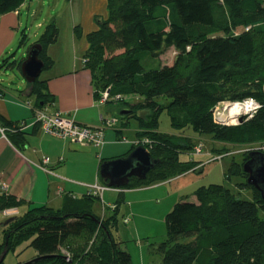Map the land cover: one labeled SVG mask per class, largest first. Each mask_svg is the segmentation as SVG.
I'll use <instances>...</instances> for the list:
<instances>
[{"label":"trees","instance_id":"1","mask_svg":"<svg viewBox=\"0 0 264 264\" xmlns=\"http://www.w3.org/2000/svg\"><path fill=\"white\" fill-rule=\"evenodd\" d=\"M23 1L0 0V13ZM106 11L105 18H96L95 30L84 34L81 27L74 28L86 41L83 68L90 73L96 100L109 89L103 104L114 101L117 110H131L118 115L120 120L114 117V132L126 127L122 119H135L138 128L131 147L142 144L159 159L143 180L131 178L126 189L201 172L202 161L179 157L193 152L198 142L186 129L226 145L212 147L216 155L228 153L227 145L264 142V0H106ZM21 35L20 45L24 31ZM57 36L58 26L50 22L36 39L44 69L53 64L46 48ZM181 42L188 51H179L171 65L161 63L159 56ZM24 58L8 54L0 69L19 71ZM46 83L36 78L21 91L23 98L35 96L36 107L51 104ZM247 97L259 103L251 117L231 127L214 122L212 109L219 102ZM162 111L176 132L158 130ZM10 128V138L25 145L19 126L13 123ZM241 164L231 159L224 173L228 180L242 178L235 190L221 183L202 184L193 199L181 197L167 211L166 238L156 247L160 264H264V200L246 182ZM243 187L251 199L241 197ZM96 198L90 190L78 198L65 195L56 208L41 204L7 215L0 224V257L5 252V259L9 251L19 256L30 246L32 256L11 264H120L113 235L119 197L106 217L93 212ZM16 205L13 197L0 195V211ZM24 241L27 245L20 246Z\"/></svg>","mask_w":264,"mask_h":264},{"label":"crops","instance_id":"2","mask_svg":"<svg viewBox=\"0 0 264 264\" xmlns=\"http://www.w3.org/2000/svg\"><path fill=\"white\" fill-rule=\"evenodd\" d=\"M31 7V0H24L23 3L18 4L15 8L0 13V64L4 56L8 54H11L13 58L18 57L19 51L15 53L12 45L18 37H22V30L25 28V16L26 21L30 23L29 32L33 33L34 36L40 32L39 30L43 27L44 23L49 19L53 22L55 19L57 22L55 24L58 26L57 39L61 37L62 33H65L66 40H69L68 44L64 42L59 43L60 47H69L62 48L61 52L71 53V59L67 60L68 63H66L60 71L56 72L52 70L53 64L51 68L47 70L45 76V78H47L46 84L53 100L51 104H46L41 107H36L34 105L35 100H33L32 97L27 100L24 99L21 92L22 90L3 85L2 83H4V81L0 78V126H10L13 123L23 121L21 135L25 141V145L18 146L9 136L11 131H6V134L8 133L6 137L0 134V195L3 194L13 197L17 204L10 209V214L8 215L17 214L19 209L23 212L29 207L41 204H48L56 208L60 206L65 195L78 198L75 195L76 190H78L77 193H81L80 195L82 196L85 192L90 191L91 188V184H82L79 182L80 180L65 175L66 170L63 168V165L65 158L75 155L74 153H77L76 155L78 156L89 154L93 159L96 158L93 154L96 147L80 143H77L75 147L69 140L46 134L40 125L35 124L32 110L36 108L43 109L45 107H47L48 110H53V108H55L61 112H67L76 122L82 125L98 128L102 127L104 122L102 119H105L97 105V103L100 102L95 99L89 71L83 68V65L80 69L78 66L79 59L82 56V50L86 48V41L83 36H76L74 24L80 22L79 24L84 34L95 30L98 27L96 18L100 17L103 19L106 17V0L104 5L102 1H99L97 4L96 0H80V6H77L76 9H73L69 3L70 10L68 14H55V18L52 14H47V16L43 18L41 24L35 23L40 28L36 31H33V24L34 21L40 17L43 7L41 6V9L38 6L34 8ZM68 16H71L70 20ZM56 41L54 43H56ZM46 51L47 55L52 58L51 54L48 53L49 45ZM72 68H75V71H72ZM7 72H3L0 69V73L4 74ZM9 83L11 84V82ZM123 130L124 128L120 129L117 134L108 131L104 132V141L101 146L97 147L101 150V158L107 159L108 157L106 158V156L116 157V155H111L113 153V147L117 145L113 142V138L118 141L122 140ZM134 140L135 138L133 141ZM124 143L125 144L120 148L121 153L118 155L125 154L131 149V146H129L127 142ZM122 150H124V152ZM88 173L89 170L86 176ZM95 177L99 179L98 171ZM183 177L177 179L183 180ZM65 183H67L70 189L64 190ZM162 183H168L170 185L172 182L165 181L154 185ZM150 186L151 185L125 189L121 192L113 190L112 192L119 193L121 198H129L127 202L143 201L148 204L149 195H146L144 191ZM170 186L172 189L178 191L176 194L177 200L185 194H191L192 198H194L193 191L195 189L189 193L186 191L184 192L181 186L178 187L179 189L175 188L174 185ZM53 192H55L58 198L54 197L49 199L50 194ZM113 195L114 194H112V196ZM106 204L109 205L110 202L107 201ZM110 210L111 208L109 212ZM98 213H100V211ZM5 217L6 216L1 214L0 224L3 223ZM32 255L33 252H31L30 256Z\"/></svg>","mask_w":264,"mask_h":264},{"label":"rangeland","instance_id":"3","mask_svg":"<svg viewBox=\"0 0 264 264\" xmlns=\"http://www.w3.org/2000/svg\"><path fill=\"white\" fill-rule=\"evenodd\" d=\"M97 4L99 1H102L104 5L105 0H96ZM69 3L71 4L73 9H76L77 6H80V0H31V8L35 6L43 7L42 13L39 18L34 21L33 24V31L39 30L40 28L35 23H42L43 18L47 16V14H52L55 18L56 15H63L69 13ZM51 9V10H50ZM50 10V11H49ZM58 13V14H57ZM39 16V15H38ZM31 18V17H29ZM53 18V17H52ZM71 16H68L70 20ZM102 18H98L100 20ZM51 22L49 19L46 23L43 24V27L39 30L40 32L34 36L33 33L29 32L30 23L26 21V16L24 17V26L22 33L24 31L25 38L24 43L22 45L18 44V39L13 43L15 53L17 51V56H26L27 50L36 43V39L38 38L39 34L43 31L44 27ZM54 23H57L54 19ZM80 22H76L74 25L81 27L79 24ZM63 24V22H62ZM57 25V24H56ZM64 42L68 44L69 40H66L65 33H62L61 37L57 39L56 43H52L49 45L48 53L51 54L53 58V66L52 70L60 71L67 62V60L71 59V53L61 52L62 48H69L67 46L60 47L59 43ZM183 42L179 43L177 46H172L164 51L159 56V60L161 63L165 65H171L174 61V58L178 56L179 51L183 50L188 51V49L184 48ZM47 52V51H46ZM82 55V54H81ZM82 56L79 59V69L82 68ZM67 69V68H65ZM72 71H75V68H72ZM49 69H44L41 71L38 78L40 80H46V72ZM19 74V76H18ZM0 78L4 81L1 83L3 85L10 86L11 88H16L20 90H24L26 84L23 78L20 76L19 71L15 72H7V73H0ZM22 78V81H21ZM11 79V80H10ZM10 80V81H9ZM13 81V82H12ZM47 81V80H46ZM11 82V84L9 83ZM35 100V96L32 97ZM124 99L132 101L133 99L137 100L136 97L132 96H123ZM99 106L101 114L105 119L116 117L119 119V110H117L114 101H110L105 104L97 103ZM122 121L128 122L126 127L123 130V139L122 140H114L113 142L117 145L113 147V153L111 155H118L121 153L120 148L124 145V142H127L129 146H131V142L135 138V130L137 127V121L133 118L129 119H122ZM105 127V124L102 125ZM158 130L163 133H174L176 132L175 128L170 125V118L166 111H162L159 118ZM110 132L116 134L113 128L106 127L104 132ZM186 135H191L195 141L200 140L203 143V149L200 154H195L192 151L188 153H180L179 157L181 160L193 158L195 160L202 161L203 169L197 172L189 171L183 180L176 179L172 180L170 185H174L175 188L181 186L184 192H191L196 189L198 186L202 184H208L210 182L213 183H221L225 186L235 190L236 182L241 181V177L233 176L230 180L224 177V173L231 161V159H236L237 161H244V157H247L248 151L254 149L253 146L247 145H235L229 146V152H233L232 154H224V155H216L212 147H223L226 145H220V143L216 141H212L210 139V135L207 133H194L191 129H186L184 131ZM119 137V136H118ZM125 139V140H124ZM76 147L77 143H73ZM79 144V143H78ZM92 147V146H91ZM93 148V147H92ZM124 152V150H122ZM101 150L96 148L93 152L94 157L100 155ZM71 155L69 158H65L63 168H65V175L73 177L74 179L80 180L79 182L82 184H91L90 186L96 187V184L102 186V182L95 177L97 175V171L99 168V158L91 157L89 154L86 155ZM118 155L117 157H119ZM112 156H106V158ZM62 165V164H61ZM60 165V166H61ZM96 168V169H95ZM89 170L88 175L87 171ZM95 171V174H94ZM95 182V183H94ZM94 183V184H92ZM53 185V184H52ZM153 185V186H152ZM168 183H162L158 185L151 184V186L144 191L146 195H149V203L146 204L143 201H131L127 202L129 198H121L119 193L112 192L113 189L110 188V191L104 190L99 198H96L93 203V212L100 211V214H104L108 211L109 207H103L107 201L113 205L116 199L120 200L118 204V208L116 210L117 215V227L116 230L113 231L114 241H115V249L117 256L119 257L120 264H160V256L156 251V247L158 244L166 238V229L164 223V216L165 213L172 207V205L177 201V190L172 189ZM70 189L65 183L64 190ZM179 189V188H178ZM53 191V189L51 188ZM78 190L75 191V195L80 197L81 193H77ZM194 192V191H193ZM112 194H114L112 196ZM58 198L55 192L51 193L49 199L51 198ZM183 197L188 199H193L191 194H185ZM194 197V196H193ZM241 197L245 199H251L252 194L250 190L246 187H243L241 190ZM19 212H22L19 209ZM130 216L129 223H124L123 218L125 216ZM1 216V214H0ZM25 242V243H24ZM22 245H27L28 241H24ZM20 248V247H18ZM31 252H33V248L27 246L26 249L19 255L13 254L12 251H9L4 259L3 264H11L18 258L24 259V257L30 256ZM65 252V251H63Z\"/></svg>","mask_w":264,"mask_h":264},{"label":"water","instance_id":"4","mask_svg":"<svg viewBox=\"0 0 264 264\" xmlns=\"http://www.w3.org/2000/svg\"><path fill=\"white\" fill-rule=\"evenodd\" d=\"M41 49L42 47L39 43H34L27 50L26 56L20 64V74L26 85L34 83L44 68L43 60L39 57ZM129 112L128 110L120 111V114ZM215 121L224 126L222 119H220L221 122ZM158 163L159 159L152 157L145 146L138 145L124 156L103 160L99 165L98 172L108 186L124 187L129 184L131 178L144 179L147 173ZM242 170L247 174L246 182L264 200V152H248L247 159L242 164ZM4 254L5 252L0 257V263Z\"/></svg>","mask_w":264,"mask_h":264},{"label":"built area","instance_id":"5","mask_svg":"<svg viewBox=\"0 0 264 264\" xmlns=\"http://www.w3.org/2000/svg\"><path fill=\"white\" fill-rule=\"evenodd\" d=\"M108 91L105 90L101 93V101H104L108 97ZM259 107V104L252 98H246L237 102H221L214 108V116L218 119H222L224 123L233 125L239 122L241 117H250ZM227 108L233 109V113L225 112ZM33 117L35 122H39L43 131L67 138L72 142L80 143H92L95 145H101L103 143V131L100 128H92L77 123L73 117H70L67 112H61L55 108L43 109L36 108L33 110ZM115 124L114 119L106 121V126ZM6 128L0 126V134L4 136ZM264 148V145L262 147ZM196 153L200 152V147L196 146ZM4 189V187H3ZM102 189V187L96 186L95 190ZM8 210H4L2 214H7Z\"/></svg>","mask_w":264,"mask_h":264},{"label":"clouds","instance_id":"6","mask_svg":"<svg viewBox=\"0 0 264 264\" xmlns=\"http://www.w3.org/2000/svg\"><path fill=\"white\" fill-rule=\"evenodd\" d=\"M184 46V48H186V49H189V47L188 46H186V45H183ZM105 90H107L108 91V93H109V89H105ZM104 90V91H105ZM103 92V91H102ZM102 92H100L99 93V99L97 100L98 102H100V103H104L108 98H109V94H108V97H107V99L106 100H104V101H101L100 100V98H101V93ZM247 98H250V97H247ZM244 99H246V98H244ZM253 99V98H252ZM241 100H243V99H241ZM241 100H235V101H230V100H225V101H221V102H237V101H241ZM256 101V100H255ZM221 102H219V103H221ZM257 102V101H256ZM258 103V102H257ZM259 104V103H258ZM218 105V104H217ZM216 105V106H217ZM215 106V107H216ZM214 107V108H215ZM214 108L212 109V114H213V119H214V122L216 123V124H218L215 120H218V121H220V119H218L217 117L215 118V116H214ZM258 109V108H257ZM125 109H122V110H120V111H124ZM120 111H119V115H121V116H124V115H127V114H129L130 112H131V110H128V111H130L129 113H127V114H120ZM256 112V111H255ZM254 112V113H255ZM253 113V114H254ZM68 114V113H67ZM252 114V115H253ZM32 115H33V110H32ZM69 116H70V114H68ZM251 115V116H252ZM250 116V117H251ZM70 117H72V116H70ZM249 117H241L240 119H239V122L237 123V124H233V125H229V124H226V123H224V126H223V124H218V125H220L221 127H231V126H235V125H238V124H240L243 120H245V119H248ZM74 119V118H73ZM110 119H114L115 121L117 120L116 118H114V117H111V118H108V119H104V124H105V127H99L100 129H102V131H103V137H104V129L106 128V127H110L111 128V126H106V121L107 120H110ZM221 122V121H220ZM78 123V122H77ZM18 126H19V129L21 130V126H22V124H23V121H19V122H17L16 123ZM35 124H38V125H40V123L39 122H35ZM80 124V123H79ZM9 125H7V126H2V127H4V128H6V130L4 131V136L3 137H6V131H9V130H13L12 128H10V126L8 127ZM85 126H88V125H85ZM113 126V125H112ZM40 127H41V125H40ZM88 127H92V126H88ZM42 128V127H41ZM92 128H98V127H92ZM46 133V132H45ZM46 134H48V133H46ZM49 135H51V134H49ZM52 136H55V135H52ZM55 137H59V136H55ZM59 138H63V137H59ZM65 139V138H64ZM69 140V139H68ZM70 141V140H69ZM104 141V140H103ZM70 142H72V141H70ZM72 143H80V142H72ZM132 143H134V141L132 142ZM80 144H83V145H93L94 147H99V146H101L100 144L99 145H95V144H92V143H80ZM140 145H142V144H140ZM262 145H264V142H262V143H254V144H251V145H247V146H253V147H255L254 149H251L250 151H261V152H264V148H260V147H262ZM131 146H132V144H131ZM138 146V145H137ZM144 146V145H143ZM196 146H199L200 147V152L199 153H196V151H195V149H196ZM134 147H136V146H134ZM133 147V148H134ZM132 147H131V149L130 150H132L133 149ZM202 149H203V143L200 141V140H198V142L194 145V147H193V152L195 153V154H200L201 152H202ZM129 150V151H130ZM128 151V152H129ZM250 151H248V152H250ZM128 152H126L125 154H122V155H120V156H124V155H126ZM233 152H228V153H226V154H232ZM248 154V153H247ZM96 157H98V158H100L99 156H96ZM117 157V156H116ZM111 158V157H110ZM113 158V157H112ZM107 159H109V158H107ZM246 159H247V157H246ZM245 159V160H246ZM104 160V159H103ZM244 160V161H245ZM243 161V162H244ZM243 162H242V164H243ZM242 164H241V167H242ZM100 165V164H99ZM98 170H99V168H98ZM99 173V172H98ZM189 172H187V173H185V174H183V175H180V176H174V177H171V178H169V179H167V180H165L166 182H168V181H171V180H175V179H177V178H181V177H183V176H185V175H187ZM246 174V173H245ZM100 177V176H99ZM246 177H247V174H246ZM101 178V177H100ZM102 179V178H101ZM103 180V179H102ZM143 180V179H142ZM165 181H162V182H165ZM130 182V181H129ZM159 183H161V182H159ZM155 184H157V183H155ZM96 186H99V187H102V189H98V190H95V187L94 186H91V188H90V190L94 193V194H98V196L100 197V194L104 191V190H110V188H112L113 190H118L119 192H121V191H123V190H125L126 189V187L128 186V185H126V186H124V187H111V186H108L107 184H106V182L103 180V182H102V186L101 185H99V184H96ZM141 187H145V186H141ZM135 188H138V187H135ZM128 189H133V188H128ZM195 191V190H194ZM103 207L105 208V207H109V209L111 208V210H112V207H113V205L112 204H109V205H107L106 203L105 204H103ZM10 209H12V208H7V209H4V210H8L7 212V214H2V212L4 211V210H2V211H0V213L3 215V216H7L8 214H10L9 213V211H10ZM109 209H108V211L106 212V213H104V214H100V213H98V212H96V214L98 215V216H100V217H106L107 215H109L110 214V212H111V210H110V212H109ZM129 221H130V217L127 215V216H125L124 218H123V222L126 224V223H129ZM114 243H115V241H114ZM114 247H115V244H114ZM3 260H4V256H3ZM118 260H119V257H118ZM119 263H120V260H119Z\"/></svg>","mask_w":264,"mask_h":264},{"label":"bare ground","instance_id":"7","mask_svg":"<svg viewBox=\"0 0 264 264\" xmlns=\"http://www.w3.org/2000/svg\"><path fill=\"white\" fill-rule=\"evenodd\" d=\"M225 112H228V113H233V112H234V110H233V109H230V108H227V109L225 110Z\"/></svg>","mask_w":264,"mask_h":264}]
</instances>
